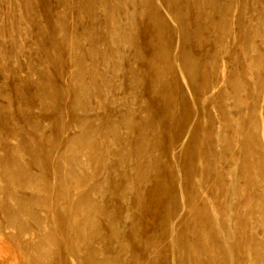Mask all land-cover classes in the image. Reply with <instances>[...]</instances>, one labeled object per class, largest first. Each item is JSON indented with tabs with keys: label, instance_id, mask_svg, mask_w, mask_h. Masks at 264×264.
I'll list each match as a JSON object with an SVG mask.
<instances>
[{
	"label": "rangeland",
	"instance_id": "374dc122",
	"mask_svg": "<svg viewBox=\"0 0 264 264\" xmlns=\"http://www.w3.org/2000/svg\"><path fill=\"white\" fill-rule=\"evenodd\" d=\"M0 264H264V0H0Z\"/></svg>",
	"mask_w": 264,
	"mask_h": 264
}]
</instances>
